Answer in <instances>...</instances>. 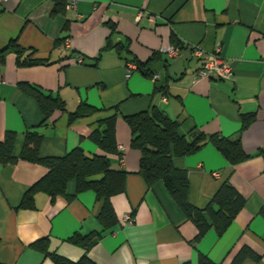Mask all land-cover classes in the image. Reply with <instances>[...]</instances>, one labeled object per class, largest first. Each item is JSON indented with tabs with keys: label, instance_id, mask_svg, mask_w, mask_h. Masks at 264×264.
<instances>
[{
	"label": "crops",
	"instance_id": "1",
	"mask_svg": "<svg viewBox=\"0 0 264 264\" xmlns=\"http://www.w3.org/2000/svg\"><path fill=\"white\" fill-rule=\"evenodd\" d=\"M75 1L73 9L52 16V0H0V50L15 40L26 50L23 56L42 62L18 65L15 51L3 52L0 139L7 130L16 132L18 155L26 131L35 129L42 135L41 155L62 156L76 146L93 154L99 148L90 132L100 119L116 113L122 158L110 155V165L126 172L124 191L111 197L118 223L103 231L101 202L91 189L77 192L73 179L67 184L69 198L52 199L39 190L31 205L22 207L24 194L47 169L23 160L0 163V264H53L32 246L41 239L50 252L74 261L86 255L96 264H201V255L231 264L242 247L259 259L246 257L240 264H264V216L259 213L264 207V0ZM108 21L116 25L114 33ZM62 38L68 45L56 44ZM108 38L111 45L125 47L102 50ZM174 41L179 43L177 55L162 50ZM218 45L232 65V78L197 76L200 62L193 48L214 51ZM78 54L82 63L76 62ZM126 60L136 61L129 75ZM138 63L147 64L139 69ZM154 73L160 77L156 82ZM21 82L59 96L66 111L56 110L43 121L38 103ZM156 85L165 86V93ZM81 103L96 109L69 121L67 112ZM152 107L177 120L182 134L198 129L207 135H239L244 152L252 154L232 165L207 142L173 158L188 178L187 199L194 206L205 207L225 179L245 198L221 235L210 228L194 242L195 226L163 183L148 186L137 173L140 152L130 147L123 115ZM249 113L254 118L241 128V116ZM127 214L132 222L124 220ZM91 232L100 237L87 250L67 240Z\"/></svg>",
	"mask_w": 264,
	"mask_h": 264
},
{
	"label": "trees",
	"instance_id": "2",
	"mask_svg": "<svg viewBox=\"0 0 264 264\" xmlns=\"http://www.w3.org/2000/svg\"><path fill=\"white\" fill-rule=\"evenodd\" d=\"M52 1L51 15L65 14L67 0ZM107 24L111 32L114 33L116 25L110 21ZM65 39H58L56 44L63 43ZM174 42L179 47V43ZM109 47L121 51L125 46L120 42L111 45L108 38L102 50ZM7 49L16 52L18 65L42 63L39 60L23 56L26 50L24 51L15 40H12L5 49L0 50V59ZM153 58L152 56L151 59L153 60ZM146 64L138 63L137 67L143 69ZM20 87L34 97L44 115L43 121L49 119L56 110L66 111V104L59 96L45 93L39 87L27 82H21ZM164 87L156 85L155 89L165 93ZM95 109L89 104L81 103L74 111L67 112L69 121L81 114L93 112ZM115 109L117 108L115 107ZM116 118L117 114L114 113L100 119L90 132L89 139L99 148V151L93 154H88L81 147L76 146L62 156L41 155L42 135L33 129L26 131L22 149L16 155L14 148L17 134L7 130L3 138L0 139V163L2 165L15 164L23 160L40 164L47 169L46 174L26 191L20 205L22 207L31 205L34 193L39 190L45 191L52 199L57 195L69 198L67 184L73 179L77 192L91 189L95 192L96 199L101 202L98 219L102 224L103 231L115 226L118 223V218L112 206L111 197L124 191L126 177L125 171L113 169L110 165V155L115 154L119 159L122 158V151L118 149L116 141ZM253 118V113L243 114L241 128H245ZM123 119L131 132L130 147L140 152L137 173L144 178L148 186H152L158 181L163 183L186 219L195 226L194 242L200 240L210 228L221 235L245 205V198L228 179H225L205 207L194 206L187 199L188 178L181 169L174 166L173 158L193 153L205 143L211 142L230 164L236 165L252 156V154L244 152L239 135L235 137L222 136L218 133L207 135L198 129H192L190 132L182 134L179 132L177 120L171 119L155 107L123 115ZM259 213L264 216V207L260 209ZM99 237L100 233L91 232L87 235L73 234L67 240L87 250ZM32 246L49 257L53 264H96L86 255L74 261L56 252H50L47 249L46 239L37 240L32 243ZM246 257L259 259V256L250 248L242 247L231 264H240ZM200 263L217 264L205 255L200 256Z\"/></svg>",
	"mask_w": 264,
	"mask_h": 264
},
{
	"label": "built area",
	"instance_id": "3",
	"mask_svg": "<svg viewBox=\"0 0 264 264\" xmlns=\"http://www.w3.org/2000/svg\"><path fill=\"white\" fill-rule=\"evenodd\" d=\"M76 5L75 0H68L66 4V9L70 10L73 9ZM76 16L79 17L77 14ZM136 19H140V14L136 16ZM64 45H68V39L64 40ZM163 51L169 53L170 55H177L180 50L179 47L176 45H169L162 49ZM193 56L196 57L199 62L200 66L197 72V76L203 77V78H216V79H231L233 76V68L231 63L224 58L220 54V46H216L214 51H206L202 49L201 47H194L193 48ZM76 62L82 63L83 62V56L77 55L76 56ZM127 75L135 68V62L128 60L125 62ZM159 74L154 73L152 74V79L156 82L159 80ZM4 81V75L2 72H0V84ZM119 150H122L123 148L120 146L118 147ZM214 175H217V173H214ZM124 220L126 222H132V217L130 214H127L124 217Z\"/></svg>",
	"mask_w": 264,
	"mask_h": 264
}]
</instances>
